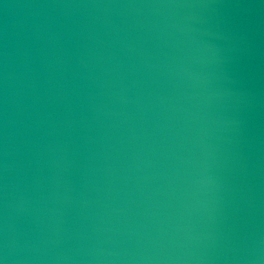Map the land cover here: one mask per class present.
I'll return each mask as SVG.
<instances>
[{
    "label": "water",
    "instance_id": "1",
    "mask_svg": "<svg viewBox=\"0 0 264 264\" xmlns=\"http://www.w3.org/2000/svg\"><path fill=\"white\" fill-rule=\"evenodd\" d=\"M0 264H264V0H0Z\"/></svg>",
    "mask_w": 264,
    "mask_h": 264
}]
</instances>
